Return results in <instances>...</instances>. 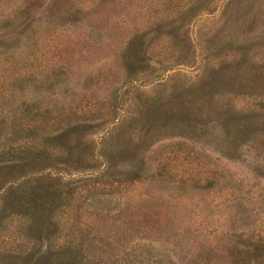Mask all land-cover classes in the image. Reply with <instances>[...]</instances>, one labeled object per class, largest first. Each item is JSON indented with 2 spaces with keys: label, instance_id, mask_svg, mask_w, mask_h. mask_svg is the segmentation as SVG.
Wrapping results in <instances>:
<instances>
[{
  "label": "rangeland",
  "instance_id": "374dc122",
  "mask_svg": "<svg viewBox=\"0 0 264 264\" xmlns=\"http://www.w3.org/2000/svg\"><path fill=\"white\" fill-rule=\"evenodd\" d=\"M234 59L264 61V0H0V160L54 178L0 264H264V92Z\"/></svg>",
  "mask_w": 264,
  "mask_h": 264
},
{
  "label": "trees",
  "instance_id": "16d2710c",
  "mask_svg": "<svg viewBox=\"0 0 264 264\" xmlns=\"http://www.w3.org/2000/svg\"><path fill=\"white\" fill-rule=\"evenodd\" d=\"M230 67L235 80L238 79L241 70L254 72L252 81L256 88H259L261 92H264V61L258 60L250 62L249 64L242 65L237 60H233L230 63ZM206 76L187 88H194L196 84H200L205 80ZM260 79V83L256 82ZM234 81V80H233ZM235 83V81H234ZM236 84V83H235ZM173 94H170L168 100H165V104L172 100ZM34 155L43 151L33 150ZM36 153V154H35ZM26 167V169L20 173L17 172L18 168ZM47 167L44 162L32 161L28 163L22 158L9 157L0 160V225L6 221V219L13 214L29 215L33 222H31V228L39 226V221L42 215V211L46 208L48 196L44 195L43 190L45 184L50 186V180H54L49 176L42 174ZM37 179V181H36ZM44 180H46L44 182ZM48 181V183H47ZM55 188V184L53 183ZM50 188V187H47ZM42 222V220H41ZM40 231H45V225L40 224ZM5 257L8 253L0 252ZM6 255V256H7ZM8 257V256H7ZM6 259V258H5ZM2 262V261H1ZM1 264H10V261H6Z\"/></svg>",
  "mask_w": 264,
  "mask_h": 264
}]
</instances>
